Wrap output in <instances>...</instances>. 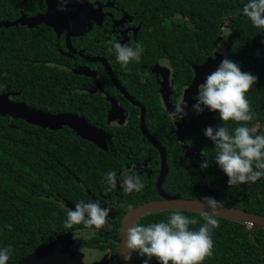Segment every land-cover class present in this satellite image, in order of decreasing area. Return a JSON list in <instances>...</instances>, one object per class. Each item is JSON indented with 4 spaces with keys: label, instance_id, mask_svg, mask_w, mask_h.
<instances>
[{
    "label": "trees",
    "instance_id": "obj_1",
    "mask_svg": "<svg viewBox=\"0 0 264 264\" xmlns=\"http://www.w3.org/2000/svg\"><path fill=\"white\" fill-rule=\"evenodd\" d=\"M95 1L103 4L107 0H88L89 4ZM112 1L121 10L141 14L139 22L150 52L148 57L168 58L175 73L174 94L190 82L192 70H189V66L204 62L213 51L238 63L242 72L257 76V83L245 94L254 113V118L246 126L253 130V135H264V32L253 27L243 14L242 9L249 0ZM36 4L42 5L41 11L46 5L43 0ZM23 5L22 0H0V22L15 21L17 10ZM8 9H14V16H5ZM34 11L40 10L36 7ZM78 48L85 49L84 46ZM72 59L85 63L68 52L64 39L57 40L52 28L47 30L43 25L32 28L21 25L8 29L2 27L0 94L7 93L15 102L53 114L73 112L82 116L83 113L78 110L85 108L88 103L81 105L76 99L70 102V98L77 93L75 83H84L85 78L72 71ZM146 85L150 87H141ZM141 86V90L155 91L154 84L146 80L141 81ZM81 93L85 95L84 91ZM151 98H139L148 111L149 107H159L157 99ZM196 102L194 97V104ZM154 111L150 114L158 115ZM150 114L146 119L147 125L151 123ZM201 114L207 119L202 120L198 127H193L195 135L192 137L194 140L197 134L201 137L198 146L205 151L209 167L204 172L200 170V174H186L180 145L166 143L156 122L152 124L155 137L167 149V172L161 182V190L169 196L186 199L212 197L224 205L264 216V177L255 183L229 188L228 177L214 161L215 145L204 134L210 126L217 128L224 124L232 132L240 124L222 122L218 112L205 110ZM254 125H257L256 129ZM128 144L122 145L126 152L139 150L133 142L129 141ZM114 147L118 148V144L115 143ZM148 148L154 150L152 146ZM150 155L153 157L150 168L158 174L160 156L155 152ZM117 164L119 161L109 148H98L81 139L68 127L52 131L29 125L20 119L0 116V249L11 247L7 264H17L23 257L58 236L83 229V225H74L70 229L64 227L69 210L65 202L75 205L83 200L87 203L88 196L84 188L91 189L90 179L96 180L93 183L105 192L107 184L104 177L109 171L117 172ZM201 179H204V189H196ZM205 189L211 190L216 196L209 195ZM152 191V196L139 203L161 198L155 188ZM124 204L119 201L116 205H103V208H111L107 218L110 220L85 242L87 246L105 251L108 264H120L117 239L123 217L133 203ZM174 211L177 210L151 212L136 223L147 226L166 222ZM180 212L198 221L189 225L193 231H198L205 223L202 213ZM217 219L219 226L211 230L212 255L206 257L202 264H264V229L251 231L248 224L221 217ZM145 259L147 257L133 252L130 264H144ZM149 264L159 262L153 257Z\"/></svg>",
    "mask_w": 264,
    "mask_h": 264
},
{
    "label": "flooded vegetation",
    "instance_id": "obj_2",
    "mask_svg": "<svg viewBox=\"0 0 264 264\" xmlns=\"http://www.w3.org/2000/svg\"><path fill=\"white\" fill-rule=\"evenodd\" d=\"M37 1H39V3L42 2V0H22L24 5L18 8V16L15 20L21 15L33 17L45 13L46 5L44 10L41 11L42 5L36 4ZM90 4L95 7V9L101 8L99 14L100 18L98 15L94 14L90 16L89 13H86L87 22L85 23V29L81 34L71 35L69 37L71 47L82 53V56L74 54L67 49L66 30L58 31L57 33L59 35H57L52 28L57 40L61 38L64 39V46L68 52L85 61V63H82L72 59V71L80 74V76H84L85 82L79 84V81H77L75 83L74 89L77 93L70 98V102L76 99L81 105L86 103H88V105L86 104L85 108L78 110L79 113H83L82 116L76 115L73 112L61 113H71L82 117L93 127L103 130L106 134L105 149L109 148L113 156L119 161V164H117L118 171L115 172L117 177H121L125 172H134L141 178L145 185L140 192L134 191L132 194H125L122 188H120L119 183L112 191H107L106 188L105 192H103L100 190L99 186L93 183V181L96 180L90 179L89 188L91 189L84 188L88 196V198H86L88 199L87 203L98 202L100 206L103 207L105 204L116 205L119 201H123L125 204L133 203L131 207H128L130 210L140 204L151 201L146 200L145 202L139 203L140 200H144L148 196L154 194L152 189L155 188V192L158 193L157 180L160 176L161 166L159 173L155 174L154 170L150 168V160L153 158L150 154L155 152L160 156L159 159L160 162H162V152L151 143L150 139L155 141V143L163 149L165 166L167 164V149L162 145L160 140L155 137L156 133L152 125L155 122L159 130L163 132L162 136L165 137L166 143L175 142L180 145L179 151L185 159L184 169L186 174H200V170L204 172V169H201L200 166L207 160V157L203 148L198 146V142L201 143V137L198 134L196 140L192 137L195 135V132L192 131L193 127H198L202 120L207 119L204 114H197L193 109L194 97H196L198 93L192 96L189 104L186 103L187 106L184 108L186 115H184L182 119H178V122H174L173 119L170 118L169 112L174 111V105L180 103L184 99V90L191 84L194 77V67L200 66L208 58H214L218 52L213 51L211 56H207L205 61L200 64L190 65L189 70H192L190 82L174 94L173 81L175 73L168 58L161 57L160 59H153L148 57V53L150 52L144 42V29L141 28V23L139 22L142 18L141 14L139 13L138 15L137 12L131 14L125 10H121L112 0H107L103 4L98 1ZM36 7L40 11H34ZM13 10L14 9H8L5 16H14ZM67 21L71 27L73 21L70 16L67 17ZM42 25L43 24L26 27H41ZM43 26H45L47 30L51 29V27L46 25ZM42 30L45 31L44 28H42ZM113 42H119L121 45H128L131 47H135L137 44L142 45L143 52L141 54V59L138 62H131L127 66V70H122L113 52L109 51L113 46ZM78 46H84L85 49H79ZM144 80L148 83H153L155 91L141 90V87H150L147 85L141 86V81L144 82ZM165 80H167L166 84L168 88L165 87ZM82 91L85 92V95L81 93ZM142 95L150 99H152L151 97L157 99L156 102L159 107L157 109L149 107L148 111L139 100L140 97H143ZM153 110H155L154 112H157L158 115H151L150 113ZM148 114H150V125H147L146 122ZM143 126L145 128V133L142 131ZM125 129L128 130L127 133ZM174 139L175 141H173ZM129 141L138 146L139 150H129L128 152L123 150L122 145H130L128 144ZM115 143L118 144V148L114 147ZM148 146H152L154 150L149 149ZM202 153L204 155H202ZM77 181L79 180L77 179ZM204 186V179H201L195 188L198 189L201 187L204 189ZM106 187H108V185ZM205 191L209 195H215L211 190L205 189ZM162 192L165 193L163 190ZM66 203L67 201L64 205H66ZM72 205L75 206L74 204ZM109 220L107 219L108 222ZM82 232L83 229L68 233L72 236L73 241L70 245V249L79 254L81 264H93L94 262L100 261V259L95 260L100 257H103V259L107 261V259H105L107 255L105 251L92 248L85 244L88 239L98 232L96 231L94 235L87 237L83 235ZM88 252H97V256L93 262L86 263L84 261L85 254L87 255Z\"/></svg>",
    "mask_w": 264,
    "mask_h": 264
},
{
    "label": "clouds",
    "instance_id": "obj_3",
    "mask_svg": "<svg viewBox=\"0 0 264 264\" xmlns=\"http://www.w3.org/2000/svg\"><path fill=\"white\" fill-rule=\"evenodd\" d=\"M68 2L70 0H58L61 5L58 10H66ZM242 11L253 27L264 32V0H249ZM109 51L113 52L121 69L127 70L131 62L141 59L143 46L137 44L131 47L113 42ZM257 80L258 77L250 72H242L238 63L224 58L217 69L207 74L204 82L198 85V94L195 97L197 102L193 105L197 114L205 110L218 112L222 122L233 121L240 124L232 132L222 124L217 128L207 127L204 133L215 145L214 161L228 177L229 188L255 183L264 177V135H253V130L246 126L254 118V113L245 94ZM186 106L184 100L174 105V111L169 112L170 118L174 122L182 119L186 115ZM200 167L208 168L209 162L205 160ZM104 180L108 185L107 191H112L118 183L125 194L140 192L145 187L134 172H125L117 177L114 171H109ZM205 205L211 211L202 210L205 223L198 231L189 227L198 221L189 219L178 210L166 222L147 226L134 224L124 237V247L128 252L124 258L130 260L131 253L137 252L141 257H147L144 264H149L153 257L159 264H202L206 257L212 255L211 230L219 226L217 215L222 203L212 197H204L201 208ZM110 211L111 208H103L98 202L85 203L81 200L75 204L74 210L67 211L64 227L70 229L74 225H83V235H94L107 224ZM8 227L11 228V225ZM10 251V246L0 249V264H7Z\"/></svg>",
    "mask_w": 264,
    "mask_h": 264
},
{
    "label": "water",
    "instance_id": "obj_4",
    "mask_svg": "<svg viewBox=\"0 0 264 264\" xmlns=\"http://www.w3.org/2000/svg\"><path fill=\"white\" fill-rule=\"evenodd\" d=\"M44 1L46 4L45 13L38 14L33 17L21 15L17 20L12 22L2 21L0 22V28L4 27L8 29L17 25L31 27L43 24L53 28L56 32L66 30L67 49L74 54L82 56V53L76 51L71 47L69 37L71 35L81 34V27L78 28L77 26V16L80 14L84 15L85 9L92 5L89 4L88 0H70V2L66 4V10L60 11L58 9L61 5L58 3V0ZM68 16H70L73 21L71 27L69 26V23L67 21ZM223 59L224 56L217 53L214 58H208L200 66L194 67L193 80L191 84L184 90L183 100L187 104L191 102L192 96L195 93H198V85L204 82L205 76L216 70ZM166 83L167 80H165V87H167ZM0 116H9L12 119H20L25 121L29 125L38 126L39 128L49 129L52 131H58L63 127H68L81 139L92 142L102 150L105 149L106 134L103 132V130L93 127L87 122L86 119L71 113L52 114L41 109L28 107L24 103L15 102L10 98L9 94L1 93ZM142 131L145 133L144 126L142 127ZM150 141L162 152L161 171L160 176L157 180V190L161 198L159 200L140 204L130 209L123 217L122 226L119 232V237L117 239L119 245L120 264H130V260H126L124 258L128 255L127 249L124 247V237L128 229L133 226L143 215L156 211L169 210L193 211L199 213H202V210L207 212L211 211V209L207 208L206 205L201 208V202L203 199H186L181 197H173L162 192L160 185L166 173L165 156L163 154V149L160 148L155 143V141L151 139ZM65 207L67 209L74 210L75 206L67 202ZM217 217L225 218L234 222L248 224L251 226V231L254 229H264V216H259L257 214L249 213L224 204H222V207L219 208ZM72 243L73 241L71 235H60L49 244L36 249L29 255L23 257L18 261L17 264H76L77 262H79L77 264H81L79 260V254L70 249V245ZM93 264H107V262L103 259L94 262Z\"/></svg>",
    "mask_w": 264,
    "mask_h": 264
},
{
    "label": "rangeland",
    "instance_id": "obj_5",
    "mask_svg": "<svg viewBox=\"0 0 264 264\" xmlns=\"http://www.w3.org/2000/svg\"><path fill=\"white\" fill-rule=\"evenodd\" d=\"M85 12L86 13H89L90 14V16H92V15H98V17L100 18V12H101V8H98V9H95V7H93V6H89V7H87V9H85ZM85 12H84V15L83 14H80V15H78L77 17V26H78V28H80L81 27V29H80V31H81V33H82V29H85V27H86V25H85V23L87 22V17H86V14H85ZM102 18V17H101ZM175 122H178V120H176ZM254 129H256L257 128V125H254V127H253ZM97 254V252H93V253H87V255L85 254V258H84V261L86 262V263H90V262H93L94 261V259H95V257L97 256L96 255ZM103 260V257L101 258H96L95 260ZM77 263H79V262H77ZM76 263V264H77Z\"/></svg>",
    "mask_w": 264,
    "mask_h": 264
}]
</instances>
